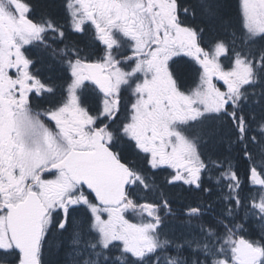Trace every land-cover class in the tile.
Listing matches in <instances>:
<instances>
[{
    "label": "snow or ice",
    "instance_id": "6c2138e0",
    "mask_svg": "<svg viewBox=\"0 0 264 264\" xmlns=\"http://www.w3.org/2000/svg\"><path fill=\"white\" fill-rule=\"evenodd\" d=\"M38 7L39 2L0 0V264H45L43 249L49 233L58 248L70 217L67 264H162V260L189 264L180 255L158 254L170 243L160 239L163 218L159 213L161 208L170 212L168 201L136 204L130 198L129 185L145 191L151 185L144 168L126 161L123 152L130 147L137 154H147L152 169L160 165L175 169L169 184L183 181L211 194L203 186L202 173L208 167L200 147L202 141L219 134L218 128L205 122L219 121L243 145L249 165L246 177L264 187V144L258 165L248 148L245 112L250 97L257 95L247 89L264 83V0H242V35L233 34L231 47L220 36L205 42L204 28L181 19L179 0H71L74 30L83 33V25L90 21L104 52L99 61L89 63L87 45H73L71 51L65 45L61 52L69 57L66 64L72 76L67 97L57 106L34 111L29 93L54 94L55 88L30 71L35 61L23 49L32 44L47 47L49 32L51 39L62 40L65 35L63 26L46 11L38 20L30 18ZM197 8L209 20L228 27L213 0H198L185 6L182 14L194 20ZM178 51L202 68L200 82L187 92L181 91L168 63ZM229 52L233 59L226 68L220 59ZM129 65L131 70L126 71ZM141 73L143 80L133 89L137 98L131 114L120 121V89L130 87ZM213 78L223 81L226 91ZM85 80L94 81L105 97L95 116L79 95ZM258 95L254 103L261 108L258 127L264 136V89ZM250 140L261 143L255 136ZM219 167L225 170L215 178L220 186L217 200L225 207L217 224L225 233L221 236L201 226L205 242H197L195 251L203 253L204 259L194 257L191 264H264V193L251 205L258 220L251 230L244 227L247 211L242 222L233 223L239 209L248 207L240 196L242 181L231 161ZM53 173L52 179L44 178ZM74 206L82 211L72 216ZM129 209L141 216V223L125 219L123 213ZM186 215H202L201 207H190ZM239 231H246L248 238H237ZM114 249L118 256H112Z\"/></svg>",
    "mask_w": 264,
    "mask_h": 264
},
{
    "label": "trees",
    "instance_id": "16d2710c",
    "mask_svg": "<svg viewBox=\"0 0 264 264\" xmlns=\"http://www.w3.org/2000/svg\"><path fill=\"white\" fill-rule=\"evenodd\" d=\"M30 1L33 4H36L37 2H39V4L41 5V7H38L36 11L38 12V14H40L41 11L43 10V11H46L48 15L50 16L52 15L60 16L61 15V1L60 0H30ZM179 2L183 4L187 3L188 5H193V4H197L198 0H179ZM213 3L216 5L217 14L223 19L224 23L228 25L226 29L221 27L217 22L209 20L206 16L202 14L199 8H197L196 18L194 20L192 18V22L193 24L198 25L199 27L205 29L204 37L206 39H212L217 36L222 37L223 35L228 37L232 33V31H234L236 27H238V14H237L238 1L237 0H213ZM75 37L77 38L76 40L81 39V36H75ZM68 41L70 44L72 43L71 40H68ZM90 50H92V48H90ZM45 59H46L45 62H43V68L45 69L47 73L50 71V74H51L52 73L51 71H53V68L49 66L47 67V61H49V58L45 57ZM178 65L180 69L179 72L181 74L179 75V80L181 79L183 83L189 82V79L193 76L191 67L188 66L187 62L184 60H180L178 62ZM213 128L219 129V134L214 136L215 143L213 145L216 146L215 150L224 151L225 143L227 142V140H229L228 132L226 131L225 128L223 129L219 126H213ZM220 135L222 136L219 137ZM230 137L232 136L230 135ZM230 143H231V140H230ZM241 149L242 147L240 145H237L234 148V150L230 152L228 150L226 151H228L227 155H229L230 159L232 160L237 159L238 171L241 177V181L247 182L248 178L245 175V171L247 169V166H246L247 160L244 158V154ZM256 153L257 155H259L258 148L256 149ZM145 172L147 176L149 177V179H151L153 182H159V185H162V182H166L165 179L161 175L156 174L150 171L149 169H147ZM165 193L168 197L172 196L170 198H173L171 199V201L174 204V210L183 211L186 207H188V205L190 206V204L194 202V197L190 195L191 192L182 193V194H180L179 192V194H177V190L175 188L170 187L169 189L165 190ZM161 195L162 196L165 195L163 190H161L159 197ZM173 196H176V197H173ZM195 202L197 203L201 201L200 199H196ZM196 220L199 221L198 219ZM192 225L187 224V226L190 229H193ZM53 244H56V240L54 241V243L51 242L50 243L51 246L48 248V250L46 249L44 252L45 264H64L62 260H60V257L62 258L61 256L62 253H60V248H59L60 246L57 248ZM186 253L190 255V251ZM194 257H197V255H194Z\"/></svg>",
    "mask_w": 264,
    "mask_h": 264
},
{
    "label": "bare ground",
    "instance_id": "6f19581e",
    "mask_svg": "<svg viewBox=\"0 0 264 264\" xmlns=\"http://www.w3.org/2000/svg\"><path fill=\"white\" fill-rule=\"evenodd\" d=\"M37 9L34 10V15L38 18V16L40 14H38V12H36ZM53 17H60V16H56V15H52ZM67 42L69 43V41L67 40ZM70 44V43H69ZM261 143H258L257 146H254L253 143L248 144V148L251 151L252 155L255 156H259L260 155V148H261V144H264V140H259ZM242 148L243 145L239 144ZM258 148L259 150V155H257L256 153V149ZM237 162V169H238V161ZM201 226H203L204 229H207L209 227H211V225L209 223H203L201 224ZM200 226V228H201ZM50 236L52 235V233L49 234ZM186 237H189V235H186ZM200 241V244H203L205 242V234L204 232H202L201 230H196V231H191V240L188 244L184 243V239L181 238V244L184 247V250L186 252L190 251L191 249L195 248V245L197 244V241Z\"/></svg>",
    "mask_w": 264,
    "mask_h": 264
},
{
    "label": "rangeland",
    "instance_id": "374dc122",
    "mask_svg": "<svg viewBox=\"0 0 264 264\" xmlns=\"http://www.w3.org/2000/svg\"><path fill=\"white\" fill-rule=\"evenodd\" d=\"M69 4V3H68ZM53 64H54V67H55V69L56 70H54V73H56L57 75H58V77H60L59 75H60V73L57 71V69L59 68L58 67V63L56 62V64H55V62L54 61H47V67L49 66V67H52L53 68ZM225 88H226V85H225ZM247 105H249V103L248 104H246V106ZM255 106H257V105H255ZM258 106H260V105H258ZM222 135H220L219 137H221ZM222 140V139H221ZM213 143H215V142H213ZM215 145H217V144H215ZM254 146H257V144H253ZM262 193H264V191L263 192H261V194ZM250 197L251 198H256V201L255 202H259V199H260V195L259 196H256V194H254V193H252L251 195H250ZM256 222H258V220H257V218H256ZM188 224H191V222L190 223H188ZM185 225V224H184ZM187 225V224H186ZM175 230L178 232V235H180V236H182V238L184 239V243H186V244H188L189 242H190V240H191V229L189 228V227H186V226H183V224H177L176 226H175ZM186 235H189V237H186ZM89 239V238H88ZM197 242H199L200 243V241L198 240ZM56 245V244H55ZM68 245V244H67ZM56 247V246H55ZM195 249H196V245H195ZM65 259H67V257L65 256Z\"/></svg>",
    "mask_w": 264,
    "mask_h": 264
},
{
    "label": "flooded vegetation",
    "instance_id": "af4514ba",
    "mask_svg": "<svg viewBox=\"0 0 264 264\" xmlns=\"http://www.w3.org/2000/svg\"><path fill=\"white\" fill-rule=\"evenodd\" d=\"M36 9H38V8H36ZM68 40H71V39H68ZM71 41H73V40H71ZM41 52L42 51H39L38 53L39 54H41ZM88 53H91V56L92 55H95V52L93 51V50H89V51H87ZM42 60H44V58L42 57ZM57 63L59 64V61H57ZM65 82V79L62 77V76H60V84H63ZM257 111L258 112H261V108H260V106H258V104H257ZM138 163L140 162L139 160H136ZM45 179H47V178H45ZM67 233V231H65L61 236H60V238H63L64 237V235Z\"/></svg>",
    "mask_w": 264,
    "mask_h": 264
}]
</instances>
